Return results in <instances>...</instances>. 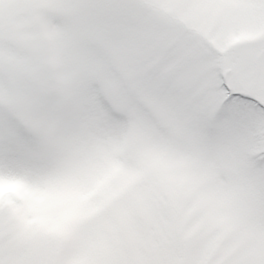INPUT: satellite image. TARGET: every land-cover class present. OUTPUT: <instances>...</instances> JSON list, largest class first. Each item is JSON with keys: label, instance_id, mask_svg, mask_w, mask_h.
I'll use <instances>...</instances> for the list:
<instances>
[{"label": "snow or ice", "instance_id": "obj_1", "mask_svg": "<svg viewBox=\"0 0 264 264\" xmlns=\"http://www.w3.org/2000/svg\"><path fill=\"white\" fill-rule=\"evenodd\" d=\"M0 264H264V0H0Z\"/></svg>", "mask_w": 264, "mask_h": 264}]
</instances>
